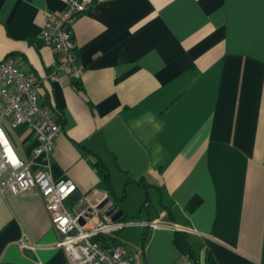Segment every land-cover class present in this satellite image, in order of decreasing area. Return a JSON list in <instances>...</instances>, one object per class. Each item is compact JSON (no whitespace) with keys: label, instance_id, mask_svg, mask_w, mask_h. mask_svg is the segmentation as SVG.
Listing matches in <instances>:
<instances>
[{"label":"crops","instance_id":"obj_1","mask_svg":"<svg viewBox=\"0 0 264 264\" xmlns=\"http://www.w3.org/2000/svg\"><path fill=\"white\" fill-rule=\"evenodd\" d=\"M67 1L0 0V61L33 73L38 104L61 117L48 169L76 185L66 207L76 214L113 192L123 220L145 208L135 251L113 234L126 253L140 250L139 264L176 262L175 231L199 263L209 252L219 264H264V0H85L71 28L75 80L50 78L55 53L39 38L45 13ZM3 127L30 157V127ZM155 220L164 224H142ZM57 240L41 197L0 192V264H67Z\"/></svg>","mask_w":264,"mask_h":264},{"label":"built area","instance_id":"obj_2","mask_svg":"<svg viewBox=\"0 0 264 264\" xmlns=\"http://www.w3.org/2000/svg\"><path fill=\"white\" fill-rule=\"evenodd\" d=\"M85 9V0H68L62 11L45 13L46 24L39 38L55 53L56 61L50 78H55L59 72L74 80L80 77L82 67L71 28ZM3 122L12 128L24 124L30 127L37 139L30 157L21 159L17 155ZM61 130V122L54 111L38 104L35 75L19 68L10 58L0 61V192H29L43 199L51 226L58 234L56 245L62 249L67 264H139L140 250L126 253L116 244L105 247L93 240L100 234L113 236L130 223L117 221L86 226L92 219L81 224V213L75 214L66 207L65 202L76 191V185L68 178L53 180L48 169V160ZM37 157L46 162L34 170ZM142 224L155 228L164 223L155 220ZM173 264L202 263L195 262L189 255H181Z\"/></svg>","mask_w":264,"mask_h":264},{"label":"trees","instance_id":"obj_3","mask_svg":"<svg viewBox=\"0 0 264 264\" xmlns=\"http://www.w3.org/2000/svg\"><path fill=\"white\" fill-rule=\"evenodd\" d=\"M50 109L54 111L57 119L60 121L61 117H60L59 111L54 107ZM96 166L99 172L104 176V178H107V172H106L104 163L101 160H99L96 162ZM137 183L143 187L147 186L141 180H138ZM198 202H199V199H196V198L191 199L188 202V208L190 210L193 209ZM122 221L127 222V220H122ZM144 236L145 234L142 235V238H141L142 240L144 239ZM93 240L99 242L101 245L105 247H109L110 245L115 244V237L110 236V235H102V234L96 235L93 238ZM173 242L175 246L177 247V249L180 251L181 255H189L191 259H193L195 262H199L198 257L196 256L194 250L191 248L184 233L180 231H175L173 235ZM204 264H219V263L214 259V257L209 252H207L204 257Z\"/></svg>","mask_w":264,"mask_h":264},{"label":"water","instance_id":"obj_4","mask_svg":"<svg viewBox=\"0 0 264 264\" xmlns=\"http://www.w3.org/2000/svg\"><path fill=\"white\" fill-rule=\"evenodd\" d=\"M72 198L78 199L79 194L75 191L72 194ZM118 199L115 198L113 192L110 193L107 197L98 202L93 208H86L87 202L84 200L80 206L76 207L74 210L76 214H80L79 222L84 224L87 220L91 218H98V224H111L117 221L123 220L124 211L117 205ZM86 208V209H85ZM82 214V210H84ZM131 225L135 222H129Z\"/></svg>","mask_w":264,"mask_h":264},{"label":"rangeland","instance_id":"obj_5","mask_svg":"<svg viewBox=\"0 0 264 264\" xmlns=\"http://www.w3.org/2000/svg\"><path fill=\"white\" fill-rule=\"evenodd\" d=\"M14 134V133H13ZM145 198V197H144ZM140 204H142V201H140L138 204L137 203H134L133 204V201H132V208L134 206V210L136 208L137 212H138V209H139V206ZM136 206V207H135ZM147 207V206H146ZM146 212V209L144 208L142 210V215L141 216H136V218L134 219H131V221L129 222H135V223H138L141 221V218L143 217V215L145 214ZM128 222V223H129ZM134 224H130V225H127L125 226L124 230H121L117 233H114V236L116 237V241H117V244L121 247H125V249L127 251H135V249L139 246L140 244V241H141V234L140 232H138L137 230H134L135 228H133ZM127 230H129L130 234L134 237V239L136 240V243H133L131 241H128L126 240L123 235H124V232H126ZM144 231V230H143Z\"/></svg>","mask_w":264,"mask_h":264}]
</instances>
